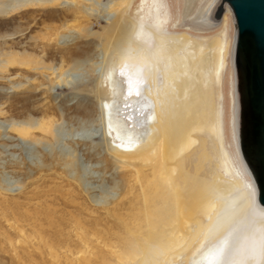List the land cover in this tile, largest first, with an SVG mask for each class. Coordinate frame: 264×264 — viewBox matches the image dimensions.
Returning a JSON list of instances; mask_svg holds the SVG:
<instances>
[{
  "label": "bare ground",
  "instance_id": "bare-ground-1",
  "mask_svg": "<svg viewBox=\"0 0 264 264\" xmlns=\"http://www.w3.org/2000/svg\"><path fill=\"white\" fill-rule=\"evenodd\" d=\"M130 1L112 4L116 35L109 38L111 67L101 84L107 88L106 131L127 148L114 152L133 159L124 162L133 169L122 174L119 196L103 212L77 202L79 195L69 190L66 205L72 209L62 219L45 194L34 214L36 238L21 240V246L35 248L23 246L17 264H264V205L241 148L236 24L233 45L228 38L231 8L226 4L217 19L222 0H186L185 9L197 12L189 25L222 28L220 36L195 39L171 31V22L179 20H172L169 0H141L138 20L127 25L123 9ZM229 56L231 127L241 175L225 147L221 84ZM120 99L128 103L127 111L132 104L131 111H123ZM40 128L50 131L47 125ZM19 132L28 135L25 128ZM91 236L115 240L108 245L115 263L102 250H84ZM74 237L80 242L71 248Z\"/></svg>",
  "mask_w": 264,
  "mask_h": 264
},
{
  "label": "rangeland",
  "instance_id": "rangeland-1",
  "mask_svg": "<svg viewBox=\"0 0 264 264\" xmlns=\"http://www.w3.org/2000/svg\"><path fill=\"white\" fill-rule=\"evenodd\" d=\"M120 1L124 0H0V264H17L23 246L35 248L21 246V240L36 238L34 214L45 202V194H49L48 205L62 219L72 209L66 205L69 190L79 195L77 202L103 212L106 203L119 196L122 174L133 169L124 163L133 159L114 152L127 148L106 131L102 107L107 88L101 82L111 67L109 38L116 35L112 22L117 14L112 4ZM185 2L169 0L172 20H179L171 22V31L187 32L195 39L221 35V27L189 25L197 12L185 9ZM140 3L131 0L123 9L127 25L138 20ZM174 23L179 25L176 30ZM228 38L233 45V16L228 22ZM228 60L221 84L226 106L225 147L241 175L244 172L231 127L230 56ZM118 72L121 75L122 70ZM121 101L127 111L128 101ZM42 125L50 126V131H43ZM20 128L27 129L28 135L21 136ZM111 241L91 236L90 245L83 248L97 254L102 250L115 263L108 246ZM78 242L74 237L70 247L76 248Z\"/></svg>",
  "mask_w": 264,
  "mask_h": 264
},
{
  "label": "water",
  "instance_id": "water-1",
  "mask_svg": "<svg viewBox=\"0 0 264 264\" xmlns=\"http://www.w3.org/2000/svg\"><path fill=\"white\" fill-rule=\"evenodd\" d=\"M231 8L237 28L235 63L241 103V148L264 205V0H222Z\"/></svg>",
  "mask_w": 264,
  "mask_h": 264
}]
</instances>
